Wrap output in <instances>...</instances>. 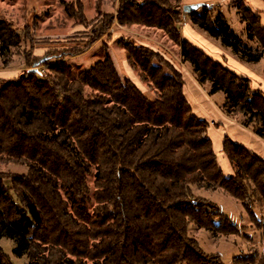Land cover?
Masks as SVG:
<instances>
[{"label": "trees", "instance_id": "1", "mask_svg": "<svg viewBox=\"0 0 264 264\" xmlns=\"http://www.w3.org/2000/svg\"><path fill=\"white\" fill-rule=\"evenodd\" d=\"M227 5L244 24L238 33L217 4L185 12L171 0H120L115 15L97 19L100 26L86 45L114 21L159 30L222 113L264 140V93L179 34L187 13L194 30L236 61L258 64L264 58L259 14L244 0ZM19 42L0 20L4 69L11 67L10 47ZM118 44L153 98L117 70L105 49L76 74L67 54L51 63L27 53L14 78L0 79V240L11 241L13 255L27 264H224L190 234L192 226L212 235L238 233L217 205L195 196V190L220 189L241 204L260 234L261 253L236 257L234 264H264V157L225 137L222 154L233 169L225 176L208 122L186 100L181 70L143 43ZM42 65L48 73L28 68ZM6 166L26 172H5ZM256 203L262 204L261 219ZM0 264H11L1 252Z\"/></svg>", "mask_w": 264, "mask_h": 264}, {"label": "rangeland", "instance_id": "2", "mask_svg": "<svg viewBox=\"0 0 264 264\" xmlns=\"http://www.w3.org/2000/svg\"><path fill=\"white\" fill-rule=\"evenodd\" d=\"M119 1L0 0V20L7 22L12 27L20 41L18 45L9 49L11 67L7 70H10L11 74L14 72L19 73L23 68L24 58L27 53L34 56L37 60L49 59L51 63L56 62L53 61L54 57L60 54H67L64 60L72 64L73 72L76 74L79 71L90 68L103 57L106 50L122 75L126 76L128 74L132 79L133 76L137 78L136 72L130 71V66L124 63L125 53L118 44L119 40L123 39L125 41L143 43L161 51L182 72L187 71L191 77H194L189 66L181 63L179 49L167 36L156 29L150 30L142 26L123 28L114 21L112 27L95 44L86 45V42L88 43L89 39H91L92 32L98 30L100 26L98 21L101 19V14L115 15ZM136 1L139 2L141 0ZM171 2L173 6L177 5L180 9L182 8L180 0H171ZM217 9L222 13L224 19H227L234 31L238 33L243 28L244 24L235 16L232 8L221 5ZM79 18L81 20H78ZM49 61L48 63H50ZM0 68H3L1 56ZM28 68L32 70L35 68L41 73H48L44 65L41 67L29 66ZM251 69L255 74L263 76L264 58L258 64L253 65ZM136 85L142 93H145L149 98H153V93L148 92L143 83L137 82ZM201 89L205 91L213 105H216L222 112L219 102L215 98H211L202 87ZM208 138L215 148L218 137L215 135L209 137L208 135ZM3 170L16 175L26 172L13 166L3 167ZM93 180L92 173L87 179L90 194L94 191ZM6 184L8 183L6 182ZM195 196L205 198L217 205L219 207L218 211L238 226V233L230 236L212 235L192 226L190 234L204 251L218 254L224 264H234V258L245 256L250 252L261 253L260 234L252 225L250 218L246 216L241 204L220 189H217L216 192L195 190ZM255 213L257 218L261 219V203L255 204ZM12 250L11 241L0 240V252L9 257L11 264H27L26 257L17 258L13 255Z\"/></svg>", "mask_w": 264, "mask_h": 264}, {"label": "crops", "instance_id": "3", "mask_svg": "<svg viewBox=\"0 0 264 264\" xmlns=\"http://www.w3.org/2000/svg\"><path fill=\"white\" fill-rule=\"evenodd\" d=\"M231 1L233 0H180L181 6H196V4L202 3L228 6L227 4ZM244 3L251 8L252 11L259 14L261 24L264 26V2L262 0H244ZM233 12L235 11L233 10ZM181 21L182 24L180 26L179 34L182 39L188 41L195 48L201 49L211 59L222 63L238 76L248 78L254 89H259L264 93V73L263 76L255 74L251 69V67L253 68V65L239 63L228 52L211 42L205 34L194 30L190 24L187 13H183ZM181 73L185 81L183 92L194 115L198 119L201 118L208 122L209 128L207 130V134L209 137L213 135L218 137L216 147L214 148L213 146V148L217 157V162H219L223 174L225 176H229L233 172L229 162H227L226 158L222 154L221 145L225 137H228L242 147H246L256 155L264 157V140L259 137L257 138L252 132L241 127L233 119L227 118L216 107V105H213L205 91L201 89L200 85H198L194 77H191L189 72L181 71ZM17 74L18 73L15 72L11 74L10 70L0 68V79H11ZM126 76L133 80L135 84L139 82L134 76L133 79L128 74H126ZM215 124H218V126Z\"/></svg>", "mask_w": 264, "mask_h": 264}, {"label": "water", "instance_id": "4", "mask_svg": "<svg viewBox=\"0 0 264 264\" xmlns=\"http://www.w3.org/2000/svg\"><path fill=\"white\" fill-rule=\"evenodd\" d=\"M193 8H195V6H186L184 11L186 12V11H189V10H191ZM33 70H35V68H33Z\"/></svg>", "mask_w": 264, "mask_h": 264}]
</instances>
